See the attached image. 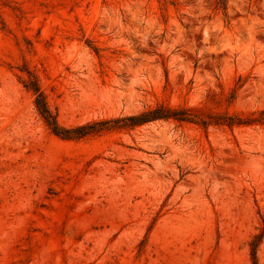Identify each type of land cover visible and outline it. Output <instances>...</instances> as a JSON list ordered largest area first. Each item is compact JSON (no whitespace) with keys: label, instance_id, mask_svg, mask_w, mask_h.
<instances>
[{"label":"rangeland","instance_id":"374dc122","mask_svg":"<svg viewBox=\"0 0 264 264\" xmlns=\"http://www.w3.org/2000/svg\"><path fill=\"white\" fill-rule=\"evenodd\" d=\"M0 264H264V0H0Z\"/></svg>","mask_w":264,"mask_h":264},{"label":"trees","instance_id":"16d2710c","mask_svg":"<svg viewBox=\"0 0 264 264\" xmlns=\"http://www.w3.org/2000/svg\"><path fill=\"white\" fill-rule=\"evenodd\" d=\"M221 4L224 5L225 0H220ZM36 103L39 105L41 103L44 104L41 113L44 117V119L48 122L49 125L53 126V130L55 133H59V127L54 121V116L51 114L45 103L42 101L40 96L37 98ZM187 110H175V109H168L164 107L156 108L153 110H149L147 112H144L138 116H132L128 118L131 122V125H137L142 124L146 122H152L156 120H168L171 118H179L180 120H185L187 118L186 116ZM179 116V117H178ZM70 132L69 130H64V133ZM67 137V135H64Z\"/></svg>","mask_w":264,"mask_h":264}]
</instances>
